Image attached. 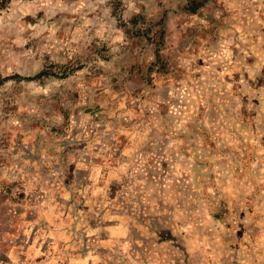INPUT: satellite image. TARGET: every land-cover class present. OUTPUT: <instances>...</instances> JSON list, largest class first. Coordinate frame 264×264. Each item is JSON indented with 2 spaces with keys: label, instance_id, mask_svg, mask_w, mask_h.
Instances as JSON below:
<instances>
[{
  "label": "rangeland",
  "instance_id": "1",
  "mask_svg": "<svg viewBox=\"0 0 264 264\" xmlns=\"http://www.w3.org/2000/svg\"><path fill=\"white\" fill-rule=\"evenodd\" d=\"M0 76V264H24L48 144L70 142L77 121H140L173 86L192 164L199 120L221 138L206 181L222 191L209 208L223 238L207 258L264 264V0H15L0 11Z\"/></svg>",
  "mask_w": 264,
  "mask_h": 264
},
{
  "label": "crops",
  "instance_id": "2",
  "mask_svg": "<svg viewBox=\"0 0 264 264\" xmlns=\"http://www.w3.org/2000/svg\"><path fill=\"white\" fill-rule=\"evenodd\" d=\"M166 90L163 103L142 104L140 121H77L70 142L48 144L37 161L47 179L29 210L24 264H216L207 255L214 259L223 227L209 207L222 204V191L206 176L221 164V138L213 132L210 144L209 121L199 120L194 142L203 147L192 164L185 145L193 138L174 114L185 108L173 102L183 92Z\"/></svg>",
  "mask_w": 264,
  "mask_h": 264
},
{
  "label": "trees",
  "instance_id": "3",
  "mask_svg": "<svg viewBox=\"0 0 264 264\" xmlns=\"http://www.w3.org/2000/svg\"><path fill=\"white\" fill-rule=\"evenodd\" d=\"M14 1L15 0H0V11L7 9ZM196 10H197V8H194L193 9V12H195ZM163 39H164V34H163ZM160 47L161 46H159L157 48V53H156V55H157L158 58H160V51H161L160 50L161 49ZM41 75H45V73H43ZM2 80H3V78L0 76V84H1Z\"/></svg>",
  "mask_w": 264,
  "mask_h": 264
},
{
  "label": "water",
  "instance_id": "4",
  "mask_svg": "<svg viewBox=\"0 0 264 264\" xmlns=\"http://www.w3.org/2000/svg\"><path fill=\"white\" fill-rule=\"evenodd\" d=\"M12 78H18V79H31V78H23L21 75H15V76H10V77H7L6 79H12Z\"/></svg>",
  "mask_w": 264,
  "mask_h": 264
},
{
  "label": "clouds",
  "instance_id": "5",
  "mask_svg": "<svg viewBox=\"0 0 264 264\" xmlns=\"http://www.w3.org/2000/svg\"><path fill=\"white\" fill-rule=\"evenodd\" d=\"M65 198L67 199V196Z\"/></svg>",
  "mask_w": 264,
  "mask_h": 264
}]
</instances>
